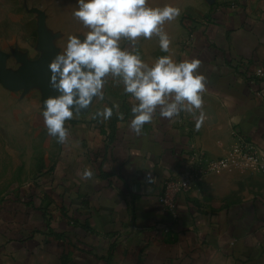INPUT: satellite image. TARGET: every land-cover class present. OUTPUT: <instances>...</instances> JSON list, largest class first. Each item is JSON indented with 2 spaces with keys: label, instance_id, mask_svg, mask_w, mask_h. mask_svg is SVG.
Instances as JSON below:
<instances>
[{
  "label": "crops",
  "instance_id": "0c3cea01",
  "mask_svg": "<svg viewBox=\"0 0 264 264\" xmlns=\"http://www.w3.org/2000/svg\"><path fill=\"white\" fill-rule=\"evenodd\" d=\"M207 8L164 29L174 59L201 60L203 125L186 112L169 120L157 110L137 134L131 95L106 94L102 109L119 110L109 120L93 118L101 108L79 114L41 182L2 206L17 222H0V264H264V174H208L178 197L176 220L159 202L191 144L217 159L244 137L264 152V77L255 74L264 68V0H211ZM159 48L140 55L151 64L169 55Z\"/></svg>",
  "mask_w": 264,
  "mask_h": 264
},
{
  "label": "clouds",
  "instance_id": "9594fccd",
  "mask_svg": "<svg viewBox=\"0 0 264 264\" xmlns=\"http://www.w3.org/2000/svg\"><path fill=\"white\" fill-rule=\"evenodd\" d=\"M72 15L87 31L69 35L66 46L48 65L50 86L58 92L43 101L42 116L49 136L65 143L69 136L66 121L88 109L94 100L105 98L109 77L122 83L124 93L135 101L129 124L135 133L152 122L157 110L169 120L186 112L193 115L197 129L203 125L206 77L199 71L201 60L174 59L171 38L163 27L181 15L180 7L173 3L154 7L150 0H77ZM153 35L159 38L160 50L169 55L149 64L136 44L139 38L148 40ZM125 38L132 42L131 49L122 47ZM119 108V104L105 106L93 118L109 120ZM119 118L123 120L124 114ZM93 175L86 168L82 179Z\"/></svg>",
  "mask_w": 264,
  "mask_h": 264
},
{
  "label": "rangeland",
  "instance_id": "374dc122",
  "mask_svg": "<svg viewBox=\"0 0 264 264\" xmlns=\"http://www.w3.org/2000/svg\"><path fill=\"white\" fill-rule=\"evenodd\" d=\"M209 1L150 0V3L154 7L173 3L181 8V15L165 22V29L182 17L205 14ZM76 7L77 0H0V222L6 228L17 222L16 213L11 209L2 212V206L21 201L18 196L23 188L29 189L30 181L37 178L41 182L42 174L52 167L50 161L57 153L58 143L48 135L44 125V89L39 85L18 84V77L51 48L60 52L69 35L87 31L72 15ZM155 44L159 47L157 36L148 40L141 37L136 48L145 57ZM121 45L133 47L126 38ZM122 88V83L109 77L104 92L120 93ZM104 103V99L94 100L91 109H102ZM78 116L74 114L73 119L66 121V127Z\"/></svg>",
  "mask_w": 264,
  "mask_h": 264
},
{
  "label": "built area",
  "instance_id": "2783aa9c",
  "mask_svg": "<svg viewBox=\"0 0 264 264\" xmlns=\"http://www.w3.org/2000/svg\"><path fill=\"white\" fill-rule=\"evenodd\" d=\"M255 74L264 77V68L257 69ZM226 168L253 169L264 174V152L244 137H239L227 153L217 159L209 158L205 151L191 144L182 171L165 180L159 195V202L170 219L178 218L177 199L180 195L198 188L208 174Z\"/></svg>",
  "mask_w": 264,
  "mask_h": 264
},
{
  "label": "water",
  "instance_id": "95a60500",
  "mask_svg": "<svg viewBox=\"0 0 264 264\" xmlns=\"http://www.w3.org/2000/svg\"><path fill=\"white\" fill-rule=\"evenodd\" d=\"M56 54L57 52L51 48L49 53L44 55V57L40 61L29 65L27 69L19 75L18 84L26 86H41L45 92V99L49 95L58 94V92L50 86L49 79L51 73L48 68L49 63L55 57ZM92 104L89 106L88 109L82 110L80 113L87 112L91 108Z\"/></svg>",
  "mask_w": 264,
  "mask_h": 264
}]
</instances>
